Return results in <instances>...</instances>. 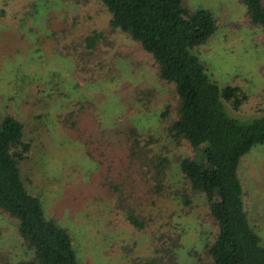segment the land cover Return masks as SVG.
<instances>
[{"label": "rangeland", "instance_id": "rangeland-1", "mask_svg": "<svg viewBox=\"0 0 264 264\" xmlns=\"http://www.w3.org/2000/svg\"><path fill=\"white\" fill-rule=\"evenodd\" d=\"M183 3L208 9L217 20V30L195 53L220 87L237 86L239 97L245 96L238 110L227 105L228 114L239 120L264 116V28L249 23L239 0ZM108 19L99 0H0V121L11 114L22 123L23 140L31 145L30 158L22 163L27 188L40 195L45 215L75 239L80 264H131L176 236L173 263L193 264L216 228L203 194H191L188 206L172 198L183 188L174 159L192 150L186 142L163 138L159 114L172 99L170 87L157 78L149 55L120 32L110 34V46L103 43L107 47L96 51L94 58L102 60L106 72L94 82L83 80L74 60L57 49L61 41L70 44L93 29H107ZM77 97L97 103L104 127L130 123L154 136L158 141L151 153L170 159L164 177L169 195L159 198L162 209L157 215L154 208L147 229H134L113 208L99 188L98 163L60 123L67 101ZM239 170L249 221L264 240V144L240 160ZM0 231V250L10 261L30 255L17 222L1 212Z\"/></svg>", "mask_w": 264, "mask_h": 264}, {"label": "trees", "instance_id": "trees-1", "mask_svg": "<svg viewBox=\"0 0 264 264\" xmlns=\"http://www.w3.org/2000/svg\"><path fill=\"white\" fill-rule=\"evenodd\" d=\"M99 1L109 13L107 29H93L70 44L60 40L59 53L74 60L83 80L94 82L106 72L102 60L94 56L110 34L120 32L139 44L157 78L170 87L172 99L159 114L163 138L176 145L186 142L192 150V155L174 159L184 193L169 197L188 206L191 194H203L216 228L193 264H264V240L249 221L239 170L240 160L264 144V116L249 120L230 116L227 105L238 110L245 96L239 97L237 86L220 87L195 53L217 30L216 18L208 9H189L183 0ZM239 2L249 23L264 28V0ZM144 94L149 97L150 91ZM99 110L95 101L77 97L67 101L60 123L98 163L99 188L113 208L134 229L145 230L155 217L154 208L157 215L162 209L159 198L169 195L164 177L171 161L165 154H152L158 139L134 125L104 127ZM22 128L11 114L0 121V212L17 222L30 255L12 262L0 250V264H80L75 239L45 215L40 195L27 188L22 163L30 158L31 145L23 140ZM178 238L162 240L151 256L132 259L131 264H175L172 247Z\"/></svg>", "mask_w": 264, "mask_h": 264}]
</instances>
